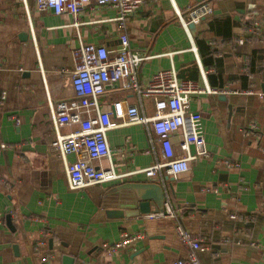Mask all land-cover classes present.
<instances>
[{
  "label": "crops",
  "instance_id": "1",
  "mask_svg": "<svg viewBox=\"0 0 264 264\" xmlns=\"http://www.w3.org/2000/svg\"><path fill=\"white\" fill-rule=\"evenodd\" d=\"M201 2H209L212 14L186 29L176 11ZM116 15L92 3L74 17L32 4L26 12L21 0H0V264H41L44 254L51 256L48 264H168L188 253L177 224L209 245L198 253L201 264H264V96L257 95L264 94V46L242 40L254 17L264 36V0H145L126 24L131 48L152 56L141 63L138 80L146 83L172 66L180 78L223 91L190 96V110L202 117L208 156L175 178L147 177L141 170L154 162L157 144L151 148L142 124L116 126L106 133L110 158L96 165L112 166L121 177L71 190L63 163L47 156L46 143L56 134L50 103L73 98L67 72L80 40L116 46ZM248 89L253 92L243 93ZM121 97L140 104L131 92L107 86L100 109ZM141 104L151 115L150 101ZM123 183L156 184L159 210L167 197L176 218L148 217L157 212L152 194L149 214L125 216L117 203L127 198L109 195ZM232 213L243 219L231 220ZM123 233L142 237L109 253Z\"/></svg>",
  "mask_w": 264,
  "mask_h": 264
},
{
  "label": "built area",
  "instance_id": "2",
  "mask_svg": "<svg viewBox=\"0 0 264 264\" xmlns=\"http://www.w3.org/2000/svg\"><path fill=\"white\" fill-rule=\"evenodd\" d=\"M24 10L29 11L30 4L37 10L51 11L54 14L69 13L77 17L84 6L94 4L95 7L110 6L117 11L116 22L121 28L117 44L108 47L104 44L87 43L80 40L73 50L74 69L67 72L73 90V98L56 105L50 103L53 127L56 130L54 138L46 143L47 156L50 162H62L67 175L68 188L81 189L87 186L103 183L121 177L114 169L98 168L96 163L104 158H110V148L107 141V131L116 126L142 124L148 132L151 148L157 144L159 153L154 162L141 170L147 177L163 175L175 178L181 173L190 172L193 162L198 158L208 156V148L202 129V117L189 108L190 96L207 92L222 93L217 88H202L191 79L180 78L176 70L160 68L154 72L146 83L138 80V69L141 63L151 55L133 50L126 32L129 17L137 11L145 0H21ZM212 14L209 2H201L188 6L185 12L176 11V16L187 29L190 23L197 24ZM259 18H253L247 27L246 38L264 46V36L261 34ZM158 56V55H157ZM245 74L250 77L249 59L245 57ZM107 86H118L131 92L140 101L133 104L127 98H117L111 101L110 108L102 111L99 107L100 98ZM253 91L248 89L245 94ZM260 98L264 94L257 92ZM4 94H2V97ZM142 99H148L152 114L145 112ZM18 121V120H17ZM77 125L75 130L60 134L62 126ZM251 125V130L255 129ZM244 132V130H241ZM177 136V140L174 137ZM74 155L72 162L67 161L68 155ZM228 167L239 168L227 160L222 162ZM177 211L168 198L163 202L161 210L149 214L148 217L176 218ZM231 220L243 219L232 213ZM179 240L188 247L184 258L168 264H201L198 253L209 249L203 238L193 235L181 225L175 226ZM142 234L123 233L120 241L108 248L113 253L126 243L141 238ZM223 243H229L227 239ZM239 243V242H236ZM45 243L41 242L40 246ZM252 246L258 244L251 242ZM39 246V248H40ZM50 254L40 257L41 264H48Z\"/></svg>",
  "mask_w": 264,
  "mask_h": 264
},
{
  "label": "water",
  "instance_id": "3",
  "mask_svg": "<svg viewBox=\"0 0 264 264\" xmlns=\"http://www.w3.org/2000/svg\"><path fill=\"white\" fill-rule=\"evenodd\" d=\"M189 29L194 28V24L188 25ZM123 186H118L115 190L109 192V195L114 198L124 196L123 199L117 203V206L124 210V215L127 217L138 216L139 214L145 215L150 213L149 196L152 194L153 202L156 207L153 211H158L160 206V196L158 190L160 187L156 184H142V183H123Z\"/></svg>",
  "mask_w": 264,
  "mask_h": 264
}]
</instances>
